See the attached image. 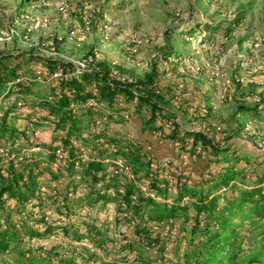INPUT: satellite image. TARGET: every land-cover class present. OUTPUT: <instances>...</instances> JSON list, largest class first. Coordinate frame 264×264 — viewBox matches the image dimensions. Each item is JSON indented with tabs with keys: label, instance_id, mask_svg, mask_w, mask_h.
<instances>
[{
	"label": "rangeland",
	"instance_id": "1",
	"mask_svg": "<svg viewBox=\"0 0 264 264\" xmlns=\"http://www.w3.org/2000/svg\"><path fill=\"white\" fill-rule=\"evenodd\" d=\"M204 26L212 31L203 30ZM2 57L9 68L17 66V76L30 79L27 86L8 81L4 92L16 89L28 96L33 107L53 89L51 79H44L45 72L54 68L47 67L48 61L71 67L87 60L89 68L106 70L110 82L143 81L150 75L152 83L135 92L165 117L176 116L182 131L203 132L220 145L221 161L212 166L210 157H205L209 165L203 172L202 167L192 172V184L205 183L210 171L222 165H234L240 172L239 189L254 187L264 174V0H0ZM1 99V104L6 102L3 95ZM3 105L0 117L8 112V131L14 135L29 128L35 110L24 116ZM148 108L130 111L116 106L112 111L105 103L87 116L75 117L81 133L101 119L108 136L121 141L130 134L142 146L150 143L138 142L139 136L155 129L143 125ZM126 117L141 126L129 129ZM32 128L35 125L28 136L33 143L40 141L51 149L55 130L47 125ZM7 137L0 138V148H9ZM2 162L8 165L6 159ZM42 175L39 170L36 178ZM167 177L162 179L174 176ZM43 178L40 185L36 181L34 197L26 204L27 215L12 218H23L38 231L39 237L23 240L26 248L36 249L42 257L71 259L76 264H178L188 248V226L181 218L155 221L149 218V208H124L115 196L92 202L95 198L88 186L68 196L60 181ZM169 194L160 198L172 199L173 191ZM6 202L0 204L1 221L7 212L4 206H16L13 200ZM193 202L186 205L191 216L188 225L194 221ZM260 224L258 219L244 222L246 228L238 231L240 257L263 242ZM0 264L11 263L0 254Z\"/></svg>",
	"mask_w": 264,
	"mask_h": 264
},
{
	"label": "trees",
	"instance_id": "2",
	"mask_svg": "<svg viewBox=\"0 0 264 264\" xmlns=\"http://www.w3.org/2000/svg\"><path fill=\"white\" fill-rule=\"evenodd\" d=\"M211 29L209 26H204L203 28L205 31H212ZM4 60H6L5 57L0 59V96L7 97L10 92H4V86L8 81H12L17 76L16 71L18 68L17 66L9 68ZM45 64L49 68L63 65L62 63L57 64L52 61L45 62ZM107 73L104 69H95L82 76L83 83L71 80L65 83L64 87H69H66L67 89L73 88V98L83 99L86 94L79 95L78 92L82 91L83 87L89 82H97L100 99L112 111H115V103L118 96H124L126 102H130L133 98H136V104L134 105L136 110L141 109L143 106L149 107V118L144 121V127L147 129L150 127L159 128V126L154 125V113H159L160 109L148 98H144L134 92L139 86L151 84V76L147 75L143 81L135 80L122 83L117 80L115 82H107ZM67 103V96L62 95L53 104L41 102L39 98L38 104L46 108L49 116L52 115L57 119L56 126L58 128L65 129L66 125H68V128H66L67 135L77 136L82 125L79 124V120L75 116L68 112L66 109ZM247 109L248 113H252L250 112V108H242V111ZM88 114L83 116H87ZM8 115V112H5L0 117V138H6L7 135V138L13 136L7 128L6 119ZM166 118L173 121L170 131L165 132L162 139L179 140L182 143L191 139L193 143L198 142L205 146L211 145L212 149L209 152V161H212L213 164L221 161L219 157L221 148L211 144L210 138L201 132L182 131L178 124L174 122L176 116L166 115ZM127 146H129L128 151H122V155L133 166L134 173L141 178H149L151 182L149 188L157 195L163 197L170 196L166 186L160 187L157 174L149 171L147 168V164L142 157L141 147L130 144H127ZM37 164V160L32 159L24 165L21 163L17 170L9 165L6 175H3L0 170V204L5 205L6 201L12 200L16 204L13 208L4 206L7 212L3 216V221L0 220V254L5 255L11 264H76L71 259L64 260L61 258L56 261L53 259L54 256L44 255L42 257L36 254V249L26 248L23 239H35L39 237V233L34 228H31L27 221L22 220L23 218H17L18 220L12 219L14 218L13 215H27L28 213V210H25L26 204L34 197L36 189V174H33L32 167L36 168ZM223 166L218 171H210L209 180L205 181V183L202 181L200 185L193 183L191 186H176L170 203L166 201L157 202L137 194L134 204H129V195L134 191L132 187H126L123 195L119 196L116 194L115 197H118L120 201H125L127 206L133 205L132 208L135 206V210L143 207V209L149 208L152 211L149 218L155 221L167 219H171L172 221L181 218L186 222L185 224L188 226L186 231L189 235L186 241L188 248L177 262L178 264H264V240L258 248H254L244 257L239 256V252H242V249L236 242V239L239 237L238 231L246 228L243 226V223L253 222L254 219L260 221L262 229L260 235L264 237V174L259 178L254 187L239 189L236 184L240 183L237 181L240 179V172L236 170L234 165ZM99 168L97 164L89 165L86 175H89L93 179V171H97ZM140 170L142 171L141 174ZM193 185L198 187L193 188ZM222 190L224 193L220 194ZM232 192L237 193L236 196L227 197ZM90 196L95 198L94 200L90 199L92 202L111 198L99 195L94 196L92 190H90ZM184 196H188L194 201L193 204L191 203L194 212V217L192 218L194 221L191 225H188V222L191 220V216L188 215V207L180 204V199ZM222 196L226 198L224 199ZM116 199L112 198V200Z\"/></svg>",
	"mask_w": 264,
	"mask_h": 264
},
{
	"label": "built area",
	"instance_id": "3",
	"mask_svg": "<svg viewBox=\"0 0 264 264\" xmlns=\"http://www.w3.org/2000/svg\"><path fill=\"white\" fill-rule=\"evenodd\" d=\"M88 63L89 61L86 60L73 64L71 67H69L70 65L56 66L48 70V72H45L46 77L44 79L48 77L51 79L53 82L51 85L53 89L46 97L40 99L49 104H53L62 95H66L68 98L66 109L73 116L77 114L85 115L91 111L100 109L105 102L100 99V91L97 82H89L83 87L82 91L78 92L79 95L86 94L83 99L73 98V88L67 89L69 87H64V84L71 80L83 83L82 76L94 70L93 68H89ZM119 81L126 83L132 80L119 79ZM13 82L15 85L27 86L30 79L18 75L15 76ZM107 82H110V80ZM7 91L10 93L7 97H3V100H6L5 103L3 102L4 105L1 104L2 99L0 100V107L2 105L5 109L12 107V109L17 110L16 112L21 111L24 116L26 113L35 110L36 115L30 119L31 121L28 127L30 128L35 125V128H32L33 130L40 125H47L50 129L55 130L54 140L56 141L51 145L52 148L48 149L41 145V142L38 140H36L38 143H33L28 136L30 133L29 128H25L23 131L14 134L11 138H7V146L9 148H0V159H2L0 162L1 172L6 174L9 165L17 170L21 163H29L32 159H36L38 164L36 168L32 167V172L35 175L40 170L44 175L38 176L35 181H39L40 185L41 181H44L43 176H45V181L52 182L51 180L53 179L60 181L61 185L66 186L69 190L68 196L73 195L71 192L72 190H76V194L77 190L82 189L85 191L87 186L92 190L93 195L110 197L117 194L121 196L125 193L126 187H132L134 191L129 195V204H134L137 194L151 200L170 203L171 199H162L160 198L162 196L157 195L149 188L151 184L149 178H141L134 173L133 166L129 164L127 159L122 155V151L127 152L129 149L127 144L141 147L142 157L143 160L145 159L144 161H146L147 168L149 171L157 174L160 187L163 188L166 186L167 192L169 193L171 191L175 192L176 186L192 185L191 178H189L192 176L190 173H184L182 166L194 159H205V157L209 156V152L212 149L211 145L205 146L198 142L193 143L191 139L183 143L179 140H171L174 147H179L177 150L178 159L171 163L167 158L155 156L151 144L144 143L142 146L137 144L130 134H127L126 138L121 141L108 136V129L103 126L101 127V119H97L94 126L84 130L82 133L79 132L77 136L67 135V129H61L56 126L57 120L54 116H49L47 114L49 117H46L44 115L47 112L45 107L41 108L39 104H36L35 107L31 106L28 96L16 89ZM37 100V103H39V99ZM125 103L126 101L122 95L116 98L115 104L118 108H129L130 111H133L136 98H133L129 105ZM143 112L148 113L144 109ZM161 114L162 112L154 113V125L159 126V128H155L154 131L150 133L158 140H163L162 137L164 133L170 131L173 121ZM125 119L132 128L136 126L133 120H128L127 117ZM174 122L179 126V122L176 118ZM191 132H194V130H191ZM201 133L204 134L203 132ZM29 142H32L30 146L27 145ZM211 144L217 145L212 139ZM31 153H36V155H31ZM4 159L7 160V166L2 162ZM91 164H97L100 167L99 170L93 171V179H91L89 175H86V171ZM163 173H166L165 177H162ZM167 174L169 178L174 176L172 180L165 181L162 179L166 178ZM51 185L52 187H56L55 185L53 186V184ZM36 187H38L37 182ZM192 201L193 199L190 197L184 196L180 199V204L187 205ZM120 202L121 206L126 208V202ZM10 207L13 208L14 205ZM120 231L125 233L124 226L120 228Z\"/></svg>",
	"mask_w": 264,
	"mask_h": 264
},
{
	"label": "crops",
	"instance_id": "4",
	"mask_svg": "<svg viewBox=\"0 0 264 264\" xmlns=\"http://www.w3.org/2000/svg\"><path fill=\"white\" fill-rule=\"evenodd\" d=\"M136 126L135 128L138 129L141 122H137L134 118L132 119ZM129 129H133L130 125H128ZM190 129H187L186 131L188 132ZM191 131V130H190ZM140 141H146L149 142L152 146V149L154 151L155 156L160 157V158H170L173 159L174 161H177L178 159V154L177 150L174 148L173 143L171 140H158L154 138L147 130L143 133V136L138 138V142ZM142 145V144H141ZM210 156H208L209 158ZM211 165L213 166V162L210 161ZM209 165L208 163L205 162V159H194L188 164L182 166L184 173H190L191 176L193 175L192 172L196 171L200 167V172L205 171V166Z\"/></svg>",
	"mask_w": 264,
	"mask_h": 264
}]
</instances>
